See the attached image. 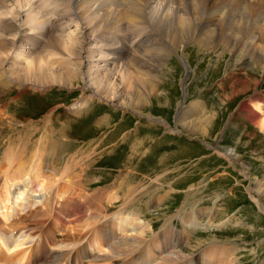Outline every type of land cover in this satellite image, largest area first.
<instances>
[{"label":"rangeland","instance_id":"374dc122","mask_svg":"<svg viewBox=\"0 0 264 264\" xmlns=\"http://www.w3.org/2000/svg\"><path fill=\"white\" fill-rule=\"evenodd\" d=\"M33 3L22 9L23 15L33 10ZM74 29H66V41ZM44 42L47 44L48 40ZM129 43L132 48V42ZM219 52H209L203 45L189 43L172 54L164 67L154 73L148 101L140 106L141 116L134 114V109L122 110L95 95V90H89L78 71L71 73L74 80L67 77V84L61 86L1 87L0 171L10 168V175L28 171L31 168L28 164L33 161L31 154L43 148L44 154L47 152L42 157L44 168L49 167L56 174L66 165L87 168L86 178L82 177L83 186L89 196L96 198L91 211L109 215L132 211L142 216L144 211H149L144 217L154 226V232L148 240L156 243L159 237L161 245L165 240L178 241L190 220L189 215L194 214L196 217L191 222H199V228L191 234L182 251L196 264H202L210 255L206 252L218 248L228 251L231 264H264V211L259 207H264V132L253 126L240 110L248 107V101L256 93L264 96V74L253 77L250 61L236 63L237 55L226 52L222 56ZM15 56L12 53L11 61ZM59 56L51 61L68 60V56ZM181 58L189 61V71ZM11 61L1 63L2 68L10 70L15 66ZM218 62L222 68L215 70ZM132 70L129 69L130 75L120 71L112 80V86H119L127 102L145 98L135 96L134 85L140 83ZM56 71H59L57 66ZM249 76L258 83L259 92L253 86L248 91L246 83L234 84L237 79L246 82ZM235 88L240 94L234 101L232 90ZM182 107L184 110H180ZM192 107L199 108L186 116ZM216 116L217 130L211 131L212 125L206 127L203 120ZM197 128L198 134L192 135L191 131ZM22 133L23 138L30 136L26 138L29 146L24 145L29 147L24 155L28 159L7 158L9 143L16 144ZM42 138L45 143L39 146ZM54 140L60 144L51 146ZM56 147L62 152L58 149V154H51ZM83 161L87 166L74 165ZM53 176L47 178L48 185H52ZM57 186L60 189V182ZM75 191H67L73 199L68 197L69 205L57 203L56 208L60 207L56 211H67L65 208L72 207L74 200L81 201L79 188ZM76 205L74 213L86 211L82 204ZM31 210L33 215L21 224L34 225L38 219L47 221L43 217L46 211L40 215L37 211L43 209ZM73 212L63 218L64 226L60 230L64 233L70 231L72 225L65 223L74 221ZM52 224L49 220L45 225ZM164 228L170 232L169 238L163 237Z\"/></svg>","mask_w":264,"mask_h":264},{"label":"bare ground","instance_id":"6f19581e","mask_svg":"<svg viewBox=\"0 0 264 264\" xmlns=\"http://www.w3.org/2000/svg\"><path fill=\"white\" fill-rule=\"evenodd\" d=\"M32 1L35 7L23 15L22 9ZM72 25L76 29L68 33L66 41L65 31L73 28ZM44 40L48 43L45 44ZM129 42H132V48ZM189 43L203 45L209 52L220 50L222 56L226 52L237 55L236 63L248 60L252 65L251 75L254 77L259 73L262 76L264 0H0V69L4 70L0 71V88L11 85L26 87L27 84L61 86L62 83L67 84V77L74 78L73 71H78L89 90H95V95L104 97L122 110L134 109V114L141 116L140 109L148 101L154 73L164 67L172 54ZM12 53L16 56L11 61ZM59 55L68 56V60L51 61ZM10 61L15 66L6 71L1 63ZM181 61L189 71V61L186 58H181ZM56 66L59 71H56ZM221 66L218 62L215 70ZM129 69L135 70L139 78L140 84L134 85L135 96H145L135 102H127L119 86H112L115 76L120 75V71L130 75ZM250 76L246 82L237 79L234 84L246 83L248 91L253 86V90L259 92L258 83ZM239 94L237 88L234 92L232 90L234 101ZM218 97L223 99L222 95ZM248 102V107L241 106L242 114H246L244 116L250 123L264 132L263 94L256 93ZM198 108L192 107L185 115L197 112ZM203 121L206 127L212 125L211 131L217 130V116ZM198 132V128L191 131L192 135ZM26 138L30 136L23 138L22 133L16 144L10 142L6 157L27 160L24 155L29 147L24 145L29 146L30 141L26 142ZM44 143L42 138L39 146ZM59 144V141H51V146ZM58 149L56 147L50 153L58 154ZM46 154L43 148L37 149L31 154L33 161L28 164L31 168L18 175H10V168L0 171L3 175L0 184V264H196L182 251L191 234L199 228V222H191L194 214L189 215L190 220L178 241L171 243L165 240L161 245L158 237L156 243L152 242L148 236L154 232V226L144 217L149 211H144L143 216L132 211H117L111 215L91 211L96 198L89 196L83 186L85 181L82 177L86 178L87 168L66 165L60 174H56L49 167L44 168L42 157ZM74 165L87 166L84 161ZM51 175L54 180L52 185H48L47 178ZM57 182L61 184L60 189ZM76 188L80 190L81 201L74 200L72 207L65 208L67 211H56L60 207L56 208L57 203L69 205L67 200L71 197L67 193ZM255 192L262 196L259 191ZM77 203L85 207L83 214L73 212ZM259 207L264 211L263 206ZM37 208L44 210L37 211L40 215L46 211L43 217L47 221L38 219L34 225L21 224L29 220L33 213L31 209ZM88 211L91 212L87 214ZM71 212L75 219L65 223L72 226L69 233H64L60 230L64 226L63 218L70 216ZM49 220L53 224L45 225ZM163 231V237L169 238L170 232L166 228ZM206 254L210 255L202 264H231L225 248Z\"/></svg>","mask_w":264,"mask_h":264}]
</instances>
